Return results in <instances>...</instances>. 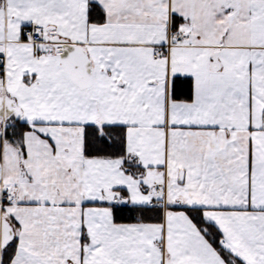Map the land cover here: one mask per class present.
<instances>
[{
    "label": "snow or ice",
    "instance_id": "1",
    "mask_svg": "<svg viewBox=\"0 0 264 264\" xmlns=\"http://www.w3.org/2000/svg\"><path fill=\"white\" fill-rule=\"evenodd\" d=\"M0 264H264V0H0Z\"/></svg>",
    "mask_w": 264,
    "mask_h": 264
}]
</instances>
